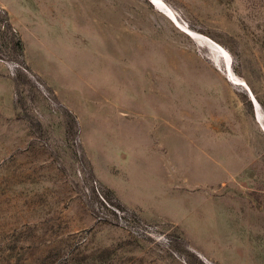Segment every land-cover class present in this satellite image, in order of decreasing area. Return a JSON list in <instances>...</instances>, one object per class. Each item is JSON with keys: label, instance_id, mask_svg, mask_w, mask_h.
<instances>
[{"label": "rangeland", "instance_id": "1", "mask_svg": "<svg viewBox=\"0 0 264 264\" xmlns=\"http://www.w3.org/2000/svg\"><path fill=\"white\" fill-rule=\"evenodd\" d=\"M157 2L0 0V264H264V0Z\"/></svg>", "mask_w": 264, "mask_h": 264}, {"label": "bare ground", "instance_id": "2", "mask_svg": "<svg viewBox=\"0 0 264 264\" xmlns=\"http://www.w3.org/2000/svg\"><path fill=\"white\" fill-rule=\"evenodd\" d=\"M153 5H155L158 9H160V6H159V4H158V2H157V0H149ZM166 15H167V13H165ZM168 16V15H167ZM169 17V16H168ZM176 20V19H175ZM183 29H186V28H183ZM188 31V30H187ZM190 31V30H189ZM192 32V31H191ZM190 32V33H191ZM187 34H189V32L187 33ZM213 45V44H212ZM214 47V46H213ZM222 47V46H221ZM216 48H217V50L219 51V52H223V50L220 48V47H217L216 46ZM225 53V52H224ZM241 84V83H240ZM255 103V102H254ZM256 104V103H255Z\"/></svg>", "mask_w": 264, "mask_h": 264}, {"label": "trees", "instance_id": "3", "mask_svg": "<svg viewBox=\"0 0 264 264\" xmlns=\"http://www.w3.org/2000/svg\"><path fill=\"white\" fill-rule=\"evenodd\" d=\"M104 201L107 204V208L112 210L114 205L110 201H108L107 199H105ZM64 260H66L65 257H64Z\"/></svg>", "mask_w": 264, "mask_h": 264}, {"label": "water", "instance_id": "4", "mask_svg": "<svg viewBox=\"0 0 264 264\" xmlns=\"http://www.w3.org/2000/svg\"><path fill=\"white\" fill-rule=\"evenodd\" d=\"M247 91H248V93H249V96H250V98H251V101L254 103H256V100H255V98H254V96H253V94L251 93V91L247 88Z\"/></svg>", "mask_w": 264, "mask_h": 264}]
</instances>
